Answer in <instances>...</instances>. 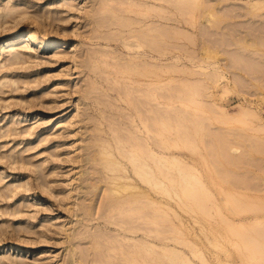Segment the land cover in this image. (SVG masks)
I'll return each mask as SVG.
<instances>
[{
	"label": "rangeland",
	"instance_id": "374dc122",
	"mask_svg": "<svg viewBox=\"0 0 264 264\" xmlns=\"http://www.w3.org/2000/svg\"><path fill=\"white\" fill-rule=\"evenodd\" d=\"M178 2L0 0V264H264V0Z\"/></svg>",
	"mask_w": 264,
	"mask_h": 264
},
{
	"label": "bare ground",
	"instance_id": "6f19581e",
	"mask_svg": "<svg viewBox=\"0 0 264 264\" xmlns=\"http://www.w3.org/2000/svg\"><path fill=\"white\" fill-rule=\"evenodd\" d=\"M131 1V0H130ZM141 2H142V4L145 6V10H146V12L149 10V0H140ZM189 1H191V0H180L179 2H178V0H177V2L179 3V4H181V5H184V6H187V4H186V2L188 3ZM147 14V13H146ZM28 35H29V38L30 37H32V39L33 40H37V35L35 34V33H33V32H28L27 33ZM26 35V34H25ZM114 36H116V37H118V39L119 38H122L123 36H122V34L121 33H114ZM17 37L18 36H10V37H8L7 39H5L4 40V43H3V47L5 48V46L6 47H11V46H13V44H14V42L16 41V39H17ZM134 38H135V40H134ZM23 39H25V38H23ZM105 39H107V40H111L110 38H105ZM124 40H122V48L123 49H126L127 50V52L128 53H130V54H132V55H134V56H136V57H141V56H147V50H148V48H149V29H144V31H141L140 33H138V34H127L124 38H123ZM106 42H108V41H106ZM48 45H52V46H54V45H65V44H57V40H50L49 41V43H48ZM61 46H59V47H61ZM106 46H112V45H110V44H106ZM59 49V48H58ZM132 60L134 61V63L136 62L133 58H132ZM145 62H147V61H145ZM137 63V62H136ZM147 63H149V61L147 62ZM134 69H136V73H139V75H146V73H147V71H148V69H147V67L146 66H144V70H143V68H137L136 66L134 67V68H132V70H134ZM145 69H147V70H145ZM11 83H16V81H11L10 82V84ZM145 94V93H144ZM145 95H147V94H145ZM144 96V95H143ZM145 98H149V96L147 97V96H144ZM248 110H251V108H247ZM247 110V111H248ZM147 119V118H146ZM145 118H142V121H143V123H144V125L147 127V126H149V124H147V122H149V120L147 121ZM162 120V119H161ZM160 120V122L162 123V125H164V126H168L167 124H168V121L167 120H169V119H166V120H162L161 121ZM174 120H177L176 122H177V126H180V127H178L179 129H181L182 128V132H183V134L185 135L186 134V131H187V129H186V123H185V121H184V119H174ZM147 121V122H146ZM159 122V123H160ZM197 125V124H196ZM199 125V124H198ZM196 127V126H195ZM199 127V126H198ZM148 128V127H147ZM178 128H176V129H178ZM198 130L200 129V128H197ZM10 132H15V130L14 129H12V130H10ZM181 132V130H180V133H182ZM164 157H168V155L167 156H165L164 155ZM163 157V158H164ZM157 159H160L159 158V156H158V158ZM175 160V161H174ZM174 162H172V164H174V163H178V162H182V161H180L178 158H174ZM158 161H160V160H158ZM132 163L134 164V166H133V168H134V171L136 172V174L138 175V176H140V177H143L144 179H146V176H143L142 174H141V171H140V169H139V167L136 165V161L135 160H132ZM179 164H181V163H179ZM179 164L177 165L178 166V168H181V167H179ZM182 164H183V166H187V165H184V162H182ZM117 165V164H116ZM118 165H120L119 163H118ZM189 165V164H188ZM176 166V165H175ZM181 166V165H180ZM184 167V168H185ZM191 167H193L194 168V166H190V168ZM187 168V167H186ZM189 168V167H188ZM187 168V169H188ZM192 169V168H191ZM181 170V169H180ZM195 170V169H194ZM190 171V170H189ZM192 171V170H191ZM129 172V171H128ZM184 173L185 172H187V171H183ZM146 173V172H145ZM182 173V172H181ZM188 173V172H187ZM191 173V172H190ZM190 173H188V177H186L187 176V174H184V176H183V173H182V177L184 178H181V179H183V181L185 182V178L186 179H188L189 178V175H190ZM195 173V172H194ZM193 174V173H192ZM192 174L190 175V176H192ZM147 175V174H146ZM193 175H195V174H193ZM196 176H198V175H195V178H193V179H191V177L189 178L190 180H187V187L186 186H184V190H186V189H188V183L190 184V188L191 187H193V186H195L196 184H193V182L195 181V180H198V178L196 179ZM128 178H131V176L130 175H128L127 176ZM194 177V176H193ZM195 179V180H194ZM192 180V184H193V186H192V184L190 183V181ZM194 180V181H193ZM149 181V180H148ZM200 181H201V179H200ZM200 181H198V182H200ZM196 182V181H195ZM198 182H196V183H198ZM201 183V182H200ZM184 184V183H183ZM204 184V183H203ZM184 185H186V183L184 184ZM197 185H199V183L197 184ZM195 186V188H196V190L198 191V190H201V189H199V187L198 186ZM204 186V185H203ZM182 188H183V186H181ZM201 188H202V184H201V186H200ZM198 188V189H197ZM193 189L194 188H192V189H189L190 191L192 190L193 191ZM204 189H206V187L204 186V188H203V190ZM184 190L182 189V192H184ZM189 190H186V192L187 191H189ZM195 190V193L194 194H196L197 193V191ZM189 191V192H190ZM191 191V192H192ZM204 191H206L207 192V189L206 190H204ZM189 192H187L186 194H189ZM190 192V194L191 195H188V196H186L185 195V197H187L186 199H184V200H187L188 199V197L189 196H192L193 195V192L191 193ZM206 192H204V193H206ZM199 193H201V191H199ZM202 193H203V191H202ZM201 193V194H202ZM203 195V194H202ZM207 195V194H206ZM206 195H204V196H206ZM194 196L195 195H193L192 197H193V199H194ZM198 194H197V198H198ZM191 197V198H192ZM191 198H189V199H191ZM196 198V200H201V201H203V196H201L200 198L201 199H197ZM188 201V200H187ZM193 202L195 201V200H192ZM200 201V203H201V205L203 204L202 202ZM185 202V201H184ZM183 202V203H184ZM196 202V201H195ZM190 203V202H189ZM199 203V204H200ZM192 204H194V203H192ZM196 205H197V202H196ZM184 206H185V203H184ZM186 206H188L189 207V205H186ZM191 206V205H190ZM198 206V205H197ZM187 207V208H188ZM198 207H201V206H198ZM252 207V206H251ZM187 208L184 210V211H186L187 210ZM192 208V207H191ZM192 209H190V210H187V211H190V213L192 212L191 211ZM186 211V212H187ZM188 214V213H187ZM195 216V215H194ZM194 218V217H193ZM195 219V218H194ZM255 219V218H254ZM257 220V219H256ZM256 220H254L255 221V223L257 224V222H258V220H259V218H258V220L256 221ZM260 221H261V219H260ZM263 221V220H262ZM254 223V222H253ZM259 223H261L259 226L257 225H252V227H249V229L250 228H252V229H254V231H257V228L259 227V229L258 230H260V231H257L256 233H258L259 232V235L258 234H256V236L258 235V236H260L261 238H263L262 240H260L259 242L257 241V239H255L254 241H253V236H254V234H253V236H250V240H249V235L251 234V233H248L249 231V229L247 230V229H245V227L243 228V229H241L242 227H240V229L237 231V232H239V233H237V234H240V236H241V234H242V236L240 237L241 239H245V240H249V242H251V241H253L254 243H249L248 241H246L245 242V240L243 241V243H244V245L245 244H248V245H245L247 248L249 247V245H251L248 249H250V248H252V244H253V248H256V249H254V251H253V249L251 250V251H253L254 253L253 254H257V255H254L256 258H258L259 260H260V258L261 259H264V221L263 222H259ZM242 224V223H241ZM243 225V224H242ZM247 225V224H246ZM239 226H241L240 224H239ZM239 226H237V227H239ZM243 226H245V225H243ZM253 226H256L255 228H253ZM234 227H235V225H234ZM236 227V228H237ZM231 228H233V225L231 226ZM247 228V227H246ZM261 228V229H260ZM119 230L121 231V230H124V231H128V232H131V234L132 235H135V234H137L138 233V230H135L134 228H131V227H128L127 229L125 228V229H121V228H119ZM237 230V229H236ZM242 230H247V235L245 234V235H243L244 234V232H242ZM251 231V230H250ZM253 231V230H252ZM251 231V232H252ZM253 231V232H254ZM134 233V234H133ZM185 236V235H184ZM245 236V237H244ZM142 237V239H145V235L144 236H141ZM186 237V236H185ZM184 237V238H185ZM247 237H248V239H247ZM251 237H253V238H251ZM184 238H183V240H182V242H180L181 244H184L185 242L186 243H189L188 242V240L186 241L185 240V242H183L184 241ZM259 238V237H258ZM131 239H134V236L133 237H131ZM186 239H188V238H186ZM176 241H178V240H176ZM179 241H181V240H179ZM178 241V242H179ZM257 243H256V242ZM192 243V242H191ZM191 243L189 244V245H191ZM256 243V244H255ZM254 244H255V246H254ZM259 244V245H258ZM186 247H191L192 249H194L193 247H195L194 246V244L192 245V246H187L186 244H184ZM136 247L138 248V250H139V252H140V254L142 255V257H143V259H142V262L140 263V264H149V252H151V253H155L156 252V247H159V253L160 254H162V256L160 255V258L161 259H167V260H169L170 261V259L174 256V257H178V258H180V261H181V263L182 264H197L192 258H191V256H187L186 254H184V253H182L181 251H183L181 248H180V246H175V245H171V244H161V243H158V242H156V241H149V244L147 243V241H143V242H137L136 243ZM190 248V249H191ZM189 249V250H190ZM191 249V250H192ZM196 250H197V248H195ZM181 250V251H180ZM190 250V252L192 253V252H194V251H191ZM195 250V251H196ZM15 252V249L13 250V253ZM18 252H19V250H18ZM198 252H199V250H198ZM193 254H196V252L195 253H193ZM197 254H201V252L200 253H197ZM250 254H251V252H250ZM194 256H196V255H194ZM253 256V257H254ZM163 257V258H162ZM130 264H132L131 263V261L129 262Z\"/></svg>",
	"mask_w": 264,
	"mask_h": 264
}]
</instances>
